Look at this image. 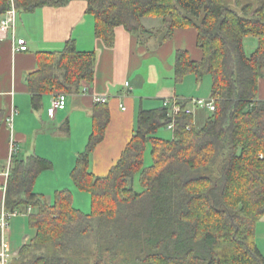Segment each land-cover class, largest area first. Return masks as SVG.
Listing matches in <instances>:
<instances>
[{
	"label": "trees",
	"instance_id": "16d2710c",
	"mask_svg": "<svg viewBox=\"0 0 264 264\" xmlns=\"http://www.w3.org/2000/svg\"><path fill=\"white\" fill-rule=\"evenodd\" d=\"M71 1L0 0V16L12 6L20 14ZM84 1L94 36L108 48L117 27L141 45L153 40L158 46L177 29H195L202 59L176 51L173 77L179 83L190 74L199 82L209 76L215 111L197 128L183 111L140 110L119 160L96 177L90 156L104 140L110 115L106 105L94 107L91 134L70 173L74 187L90 196L89 214L73 207L69 190L55 192L52 204L33 191L38 176L52 168L49 161L13 156L4 206L7 212L31 209L33 236L8 264H264L255 241L264 218V101L258 99L264 0H234L231 7L224 0ZM143 19H158L160 26L147 29ZM246 37L257 39L249 55ZM37 63L26 80L33 109L46 94H78L82 82L94 79L95 52L78 51L73 40L60 52L38 53ZM187 103L179 102L182 110ZM171 122L172 140L155 138ZM136 175L140 192L132 188Z\"/></svg>",
	"mask_w": 264,
	"mask_h": 264
},
{
	"label": "crops",
	"instance_id": "0c3cea01",
	"mask_svg": "<svg viewBox=\"0 0 264 264\" xmlns=\"http://www.w3.org/2000/svg\"><path fill=\"white\" fill-rule=\"evenodd\" d=\"M3 18L4 15H1L0 22ZM146 20H142L144 26ZM17 25L14 37L11 32L0 37V114L3 115L0 127V212L5 210L7 178L3 176V171L8 164L11 140L17 150L15 157L26 159L37 156L52 165L50 170L42 172L36 179L33 187L35 193L46 199L57 191L69 190L73 196L79 190L72 184L70 173L92 131L93 109L100 105L94 102L95 97L108 99L104 105L110 115L104 140L90 156L89 169L96 177H105L119 160L133 135L140 110L160 108L165 99L174 97L187 102L210 98L211 79L208 91L203 93L200 90L203 79L199 82L190 74L175 83L173 77L176 51H186L192 61L202 59V52L196 44L197 32L193 28L175 30L169 41L158 46L153 40L141 45L136 36L117 27L114 44L108 48L94 36V20L86 13L84 0H74L63 7H42L17 14ZM15 38L25 40L27 51L15 50ZM68 40H73L80 52H95L94 79L91 83L82 82L78 94H66L65 108L49 117L51 100L60 92L44 95L40 108L33 109L26 80L38 68V53L60 52ZM252 45L256 49L257 41L253 40ZM125 83H128V87ZM258 99L264 101V79L258 81ZM12 109L17 114L13 117L11 132L5 120ZM207 115L205 110L196 109L192 116L194 124L199 118L204 123ZM65 125L68 126L67 132ZM168 131L171 132V139L168 140H172L173 131ZM157 132L155 138L161 139ZM160 134L165 135L164 132ZM147 145L151 148V144ZM44 178L51 181L46 188L42 184ZM133 184L140 185L138 175L133 179L132 188ZM48 203L52 204V201ZM27 210L18 211L21 214L14 217L7 232L12 258L31 238L23 233L19 247H16L15 241H11L16 225L20 226L22 232L25 230V220L23 223L18 219L28 217L31 209L28 214ZM77 210L82 209L78 207ZM255 241L264 257V218L256 225Z\"/></svg>",
	"mask_w": 264,
	"mask_h": 264
},
{
	"label": "built area",
	"instance_id": "2783aa9c",
	"mask_svg": "<svg viewBox=\"0 0 264 264\" xmlns=\"http://www.w3.org/2000/svg\"><path fill=\"white\" fill-rule=\"evenodd\" d=\"M16 10L14 6L4 15L3 20L0 22V37L2 34H6L7 32H11L12 36L14 37L15 32V20H16ZM15 42V50L20 52L27 51L26 42L23 39H14ZM125 86L128 87V83H125ZM108 99L106 97L100 96L95 97L94 102L98 104H106ZM180 100L177 98H170L165 99L163 102L164 107H170V114L176 115L179 112L183 111L187 115L194 114L196 109L205 110L208 114H211L215 111V100L212 98L209 99H191L188 101L185 108L182 110L180 104ZM66 105V95L58 94L56 95L50 103V107L48 109V116L53 117L54 114L59 111L63 110ZM17 114L15 109H12L9 116L6 119V126L12 132L13 127V117ZM173 122L168 124L166 128L168 130H173ZM17 153L16 146L13 140L10 141V149H9V158L8 164L6 169L3 171V176L8 178L9 175V168L11 164L12 157L15 156ZM30 212V209L27 210V214ZM21 213L18 211L15 212H7L2 211L0 212V264H8L11 260L10 250L7 244V232L9 230L10 220L16 216H19Z\"/></svg>",
	"mask_w": 264,
	"mask_h": 264
},
{
	"label": "rangeland",
	"instance_id": "374dc122",
	"mask_svg": "<svg viewBox=\"0 0 264 264\" xmlns=\"http://www.w3.org/2000/svg\"><path fill=\"white\" fill-rule=\"evenodd\" d=\"M233 2H234V0H224V3L226 4V5H228V6H232L233 5ZM22 15V14H21ZM20 18V17H19ZM19 22V21H18ZM145 26L147 27V28H151L152 26L154 27V28H158L159 26H160V20H158V19H147L146 21H145ZM17 29H18V25L17 26H15ZM15 28V29H16ZM253 40H255V42L257 41V39L255 38V37H246L245 39H244V51H245V53L247 54V55H249L252 51H254V49L255 48H253ZM257 46V45H256ZM189 78H193V77H189ZM202 82H203V87H202V89H200L203 93H206V91H208V88H209V85H210V78H209V76H206V77H204L203 78V80H202ZM186 85H187V83H186ZM191 91V90H190ZM61 94H64V95H66V93H63V92H60ZM207 113V112H206ZM201 118H199L198 119V121H197V123H196V127L197 128H200L201 127V125H202V123H203V120L201 119ZM162 132H164L165 133V135H161L160 133H162ZM160 135V137H161V139L162 140H168V139H171V132H169L168 130H167V128L166 127H163V128H161V129H159L158 130V132H157V135ZM150 145H147L146 146V151H145V153H144V165L145 166H149V165H151V163H152V160H151V157H150ZM51 183V181L49 180V179H47V178H44V180H43V185H45L44 186V188H46L49 184ZM133 189L135 190V191H137V192H140V191H142V188H141V186L140 185H134L133 184ZM49 197H51V199H49ZM49 197H47L46 199H47V201H49V200H51L52 202H53V200H54V195L52 196H49ZM87 198V199H86ZM49 199V200H48ZM73 207L74 208H77L78 209V207L79 208H81L82 210V212L84 213V214H89L90 212H91V204H90V196L87 194V193H85V192H81V191H77L74 195H73ZM16 218V217H15ZM13 220H15L14 218H12L11 220H10V223L13 221ZM18 220H21V221H23V223H24V220H25V222H26V224L24 225L26 228H25V230H23V232H22V230L20 229V226L19 225H16V227H14V232H12V242H14L15 241V245H16V247H19L21 244H20V241H21V239H22V236H23V233H25V234H28V235H30L31 237L33 236V230L30 228V226H29V222H28V217H19V219ZM10 225L11 224H9V227H10Z\"/></svg>",
	"mask_w": 264,
	"mask_h": 264
}]
</instances>
